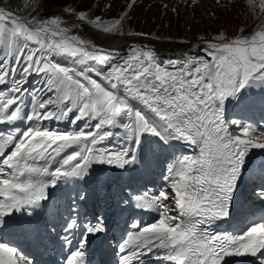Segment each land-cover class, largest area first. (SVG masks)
I'll use <instances>...</instances> for the list:
<instances>
[{
  "label": "snow or ice",
  "instance_id": "snow-or-ice-1",
  "mask_svg": "<svg viewBox=\"0 0 264 264\" xmlns=\"http://www.w3.org/2000/svg\"><path fill=\"white\" fill-rule=\"evenodd\" d=\"M137 2L131 0L128 10ZM127 15L107 21L80 11L78 23L69 25L60 16L29 19L0 7V125L9 126L0 130V232L16 213L31 216L41 208L50 188L83 180L94 165L127 169L139 163L141 146L152 136L164 144L187 143L198 154L176 158L157 193L130 197L135 208L155 212L156 218L132 223L135 231L118 243L119 264H145L149 257L163 264H225L230 256L264 264V218L238 233L212 231L230 215L250 153L264 151V130L224 116L226 101L264 88V26L232 39L220 35L218 43L207 42L175 60H162L147 45L133 44L122 53L72 34L87 24L124 35ZM57 56L70 64L58 63ZM32 77L39 86H27ZM69 118L71 130L44 126ZM111 137L121 146H104ZM254 168L261 180L256 195L264 200V166ZM76 230L80 241L65 264H86L89 237L107 228L99 216L95 223L69 219L65 231ZM63 240L72 246L68 235ZM0 264L33 262L0 242Z\"/></svg>",
  "mask_w": 264,
  "mask_h": 264
},
{
  "label": "rangeland",
  "instance_id": "rangeland-1",
  "mask_svg": "<svg viewBox=\"0 0 264 264\" xmlns=\"http://www.w3.org/2000/svg\"><path fill=\"white\" fill-rule=\"evenodd\" d=\"M8 1L6 0L4 4ZM65 1L68 2L67 6L73 10L72 12L66 13L65 7L59 0H24L21 9L29 19L32 16L37 19L60 16L69 25L78 23L76 13H79L80 8L85 9L84 11L92 19L100 16L104 20H112L124 16L127 12L128 15L123 21L124 35L132 38L183 43L188 45L186 49L205 42L218 43L217 37L220 35L228 39L247 35L258 27L264 26V8H261V0H254L252 5L249 4V0H138L131 10L127 8L131 0ZM109 4L111 8L106 7ZM241 29L244 31L241 32ZM74 32L76 28H73ZM54 59L64 65L70 64L69 61L65 63L64 57L57 56ZM27 86H39V82L35 83L32 77ZM258 88L259 86L252 88V92L248 91L244 95L245 98L261 97L264 101V93H258ZM236 103L237 101L228 100L227 121L238 120L242 125L251 124L258 130H263L264 102L257 107L241 105L238 109L234 108ZM234 128L235 132H239L236 126ZM260 183L261 180L256 179L253 186ZM256 190L253 189L255 193ZM255 204L257 205L258 202ZM255 207L259 209L263 206Z\"/></svg>",
  "mask_w": 264,
  "mask_h": 264
},
{
  "label": "bare ground",
  "instance_id": "bare-ground-1",
  "mask_svg": "<svg viewBox=\"0 0 264 264\" xmlns=\"http://www.w3.org/2000/svg\"><path fill=\"white\" fill-rule=\"evenodd\" d=\"M76 32L84 37L85 39L92 40L94 43L101 45L105 48H114V49H119L122 53H126L127 49L130 45L135 44V43H140V44H146L149 46H152L155 50H157L160 53L166 54V53H175V52H182L186 51V47L188 45H185L183 43H173V42H167V41H160L157 39H142V38H132L128 35H105L101 32H98L97 30L92 29L90 26L87 24H84L81 28H76ZM162 60H167L163 59ZM175 60V59H174ZM228 108L227 102L225 103V119H226V109ZM227 120V119H226ZM18 126L24 127L22 122H18ZM45 127H55L60 131H65V130H71L73 125L71 124L70 118L66 119L64 122L54 120L53 122L47 121L44 123ZM8 125H0V128H7ZM264 130V127H262ZM56 129V130H57ZM168 145V144H167ZM104 146L107 147H120L121 146V141L118 140L117 137H111L107 138L104 141ZM186 154L187 155H192L193 149L191 146H186ZM73 151V149H68V152ZM254 166H264V151L260 150H253L252 153H250L249 157L247 158L246 161V171L242 174L241 178L238 181V186L236 187V191L233 195V198H239L241 202L243 203V210L239 212L241 215H246L249 211L251 212L252 209L255 210L254 217H259L262 216L263 209H264V200L260 199L256 193L250 192L248 197L242 193H240V190H250L251 188V176L253 172L255 171ZM95 165L93 166V168ZM116 167L112 166H107V165H99V169L97 172L100 170H105L109 175L112 176L114 170ZM147 173V174H146ZM149 173V174H148ZM154 173H159V174H166V171L159 167V166H152V165H147L144 167L141 171L138 169V166L132 165L131 171H130V176H136V177H141L145 176L146 178L153 177V180L151 184H153L157 180V175ZM63 186L65 187L66 182H62ZM258 204L256 205L255 203ZM78 205V204H77ZM84 206V205H83ZM82 206V207H83ZM255 206H263L258 209V207ZM241 229H239L238 232H240Z\"/></svg>",
  "mask_w": 264,
  "mask_h": 264
},
{
  "label": "trees",
  "instance_id": "trees-1",
  "mask_svg": "<svg viewBox=\"0 0 264 264\" xmlns=\"http://www.w3.org/2000/svg\"><path fill=\"white\" fill-rule=\"evenodd\" d=\"M5 1L6 0H0V7L6 4V3L4 4ZM59 1L61 2L60 4L64 7L68 5V2L65 0H59ZM22 2H23V0H9L10 6L13 8H16V9L20 8Z\"/></svg>",
  "mask_w": 264,
  "mask_h": 264
}]
</instances>
